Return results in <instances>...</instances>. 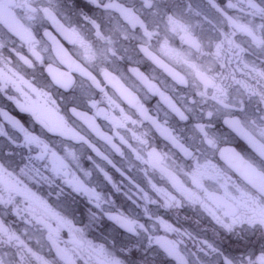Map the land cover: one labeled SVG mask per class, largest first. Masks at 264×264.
Instances as JSON below:
<instances>
[{
  "label": "snow or ice",
  "instance_id": "obj_1",
  "mask_svg": "<svg viewBox=\"0 0 264 264\" xmlns=\"http://www.w3.org/2000/svg\"><path fill=\"white\" fill-rule=\"evenodd\" d=\"M46 23L79 50V62ZM177 36L180 48L170 43ZM48 52L68 68H47L64 90L63 111L36 86ZM140 59L166 79L128 67ZM0 94L33 122L0 109L10 125L0 123V264H264V0H73L71 8L66 0H0ZM148 97L159 98L154 110ZM221 115L255 154L222 152L227 171L207 159ZM116 193L130 201L127 212L113 209ZM52 194L67 215L53 209ZM80 198L91 207L77 226L69 217ZM161 209L207 215L219 242L170 223ZM105 217L130 234L118 251L87 239ZM223 234L240 255L222 250Z\"/></svg>",
  "mask_w": 264,
  "mask_h": 264
},
{
  "label": "flooded vegetation",
  "instance_id": "obj_2",
  "mask_svg": "<svg viewBox=\"0 0 264 264\" xmlns=\"http://www.w3.org/2000/svg\"><path fill=\"white\" fill-rule=\"evenodd\" d=\"M67 5L69 8L73 5V0H66ZM207 0H193L194 6L199 4L203 7L205 5ZM219 3L220 0H217ZM235 2V0H233ZM80 7H83V0H80ZM235 10H229L230 13H233ZM67 14V12H65ZM256 23H260L259 18H256ZM45 27L52 32V34L56 37V39L60 42V44L63 46V48L67 51L68 56H70L73 60H78L79 50L69 43L67 40H65L62 36L58 34L54 26L51 24H45ZM41 34L43 32V29L40 30ZM173 47L180 48V40L179 37H175L170 41ZM18 50L22 51L23 54L27 55V48H19V42H17ZM79 62V60H78ZM51 65L54 72H67L68 68L67 65L61 60L56 57L54 52H48L45 54V64L43 65L42 73L38 75L36 80V86L43 88L45 91H48L52 98L56 100L57 104L61 107L63 111V93L64 90L60 89L58 86H56L52 80V75L49 74L47 71L48 65ZM123 67V66H122ZM128 67H138L140 71L144 72L146 75L155 76L157 80H165V74L154 64H152L151 61L147 59H140L139 63L130 64ZM127 76V83L132 84L135 82V78L131 76L130 73H125ZM26 76L28 79H32L31 72L26 73ZM237 77L240 78V72L237 70ZM170 82V80H169ZM138 87V85H137ZM109 94H112L111 86L108 88ZM14 92H9L8 95H13ZM140 95L143 97V92H140ZM158 97H148L146 106L149 107V109L154 110L157 102ZM126 107V105H125ZM0 109H3V111L7 112L10 116L15 117L16 119L20 120L22 123L25 124L26 127H33V122L30 114L21 112L15 104L7 99V96L4 94H0ZM225 116L221 115L217 118L216 122V137H217V145L216 148L211 150L207 154V159H209L213 164L217 165L218 167L224 169L227 171V165L224 161V159L221 156V153L223 152L225 155H228L227 150L233 149L236 152L240 153L241 155L245 156L246 158H253L255 156L253 150L250 148V146L239 136L237 133H235L232 129L228 127V125L224 124ZM101 124L102 128L106 129L105 122L100 119L97 121ZM0 123H4L6 128H10V125H7V123L4 121L3 117L0 116ZM36 130L39 131V126L36 125ZM157 139L156 143L163 147V140L158 137V134H154ZM98 146H101L98 144ZM87 155H93V153L88 152L85 154ZM95 158V157H94ZM86 167H91L90 162H88L86 159L82 161ZM203 162V160H202ZM230 175L232 173H229ZM114 178L116 180L120 179V176L118 173H114ZM235 178V176H234ZM106 192L111 193L112 190L110 186L104 189ZM47 191V189H46ZM43 194V193H41ZM46 199L49 200V203L52 205L53 209L57 212H61V214L67 215V212L65 210V207L62 202L57 200V197L55 194H52L51 196H46ZM111 199L114 201L113 209L116 211H124L127 212L131 207L130 201L127 200V198L123 195V193H116L115 195L111 196ZM91 207L87 201L84 198H80L78 203L75 205L76 212L74 217H69L74 220V223L77 224V226H82L83 223H87V214H88V208ZM160 215L164 216L165 219H168L170 223H175L177 226L182 225L185 228H188L190 231H193L194 235H198L199 239H207L210 242L212 241H218L220 240V237L216 235V232H219V228L217 225H215V222L211 220L210 217L207 215H200L199 213H196L193 209H187L186 211H181L179 213V216H177L175 213H166L165 210H160ZM185 217L188 219L185 220ZM8 223L12 224L14 228H17L19 230H23V224L18 220V218L14 216H8L5 217ZM143 217L141 218L143 222ZM215 230V231H214ZM159 235H163V231L161 230ZM61 235L63 238L67 239V230H63ZM130 234L126 233L123 229H118L114 226L112 221H109L106 217L102 220H99L97 224L93 225L87 233V239L92 240L95 243H105L107 242V245H113L115 244L114 250H119L121 247L124 246V244L127 243L128 237ZM223 243L221 244L222 250L226 251V254L231 255H240V248L239 245H237L234 242H230L228 239L227 234H223ZM26 239V237H25ZM232 241H235V237H232ZM32 245L35 246V241H32ZM189 248L192 250H195L193 245L189 243ZM258 247V245H257ZM47 251V249H45ZM167 260H170L171 258H165Z\"/></svg>",
  "mask_w": 264,
  "mask_h": 264
}]
</instances>
